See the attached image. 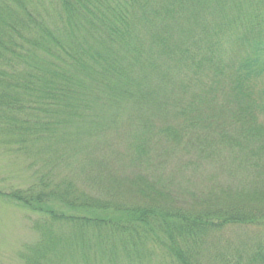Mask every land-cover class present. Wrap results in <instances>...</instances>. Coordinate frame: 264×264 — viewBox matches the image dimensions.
Returning <instances> with one entry per match:
<instances>
[{"label":"rangeland","instance_id":"obj_1","mask_svg":"<svg viewBox=\"0 0 264 264\" xmlns=\"http://www.w3.org/2000/svg\"><path fill=\"white\" fill-rule=\"evenodd\" d=\"M118 1L128 10L131 21L136 16H143L138 0ZM152 1L156 3L158 0ZM1 5L2 8L11 7L15 12L17 29L23 28L27 5L36 13L46 14L48 21L50 17L56 21L61 15H67L58 0H0ZM114 21L115 16L111 12L105 13V17L96 16L99 27L90 35L94 39H88L89 36L83 38L86 39L85 46L89 47L84 60L95 67V72L96 57L99 61L97 48L102 45L97 33L104 28L102 25ZM68 55L67 58L71 57ZM27 61L28 66L23 67L35 68L33 60ZM21 62L17 60L18 66L13 71L5 64L15 79L3 76L0 66V264L110 262L106 260L110 250L107 243L114 234L110 231L103 234L108 230L104 227L96 232V218H91L82 230L79 222L70 225L57 207L45 200L35 199L34 203L40 206L36 211L27 208L24 199L40 193L44 188L42 180L48 176L56 186L55 191L61 199L59 202L69 198L70 204L75 196L83 195L94 199L95 203L98 202L96 208L100 220H105L102 216L107 215L102 207L118 216L135 213L147 218L156 214L160 229L170 238L177 237L185 244L189 241V248L178 242L177 252L193 249L199 264H264V225L259 224L263 223L260 218L264 219V166L251 162L260 158L263 164L264 156L254 154L251 141L245 142L249 139L246 137L252 135L249 129L240 127L238 131L222 134L215 122L207 125L208 129L198 130L197 127H189L191 122L181 118L175 123L178 128L170 124L176 129L166 131L164 127L148 140L144 137H148V132L135 136V120L132 113L127 112L125 123L119 121V127L104 130L106 133L101 137L102 131L86 126L89 121L83 125L75 122L77 116L73 114L79 106L85 105L83 100L77 101L73 105L76 108L72 107V110L64 104L59 107L49 104V98H46L48 103L43 102L33 82L39 80L36 76L41 72H35L33 77L28 76L22 81L23 84L31 83L29 87L12 86L21 79L17 72ZM78 68L79 65H75L70 69L75 72L72 75L79 85L82 78L76 74ZM165 72L162 69L163 79L169 87L174 86L176 81L168 82ZM87 88L81 84L78 92L73 93L72 86V95L75 98L74 94ZM29 100L39 107L27 113L22 105ZM83 110L88 111L86 106ZM83 110L80 113L85 112ZM89 111H92L91 121L96 120L100 111L96 109L95 112L94 106ZM30 116L46 121V136L38 137L36 132L31 133L34 127H25L27 124L24 125L23 119ZM101 117L105 116L102 114ZM52 120H58L60 124L53 130L51 125L56 123L50 122ZM163 121L157 119V124L163 127ZM258 121L264 123V116H259ZM49 132H53L52 135ZM140 141L142 150L139 151L136 144ZM4 193H13L15 201L4 198ZM217 216L220 220H209ZM235 218L245 223L232 225L226 222L223 225ZM245 218L257 221L250 224ZM216 224L220 226H214ZM173 227L180 229L176 236L170 233ZM191 239H197V243H192ZM41 246H44L42 251ZM150 250L151 254L141 257L144 264H160L165 249L150 244ZM121 252L126 257L121 264H130L129 256ZM152 253L157 256H152ZM166 253L165 258L172 261L167 250Z\"/></svg>","mask_w":264,"mask_h":264},{"label":"trees","instance_id":"obj_2","mask_svg":"<svg viewBox=\"0 0 264 264\" xmlns=\"http://www.w3.org/2000/svg\"><path fill=\"white\" fill-rule=\"evenodd\" d=\"M58 2L67 15H61L60 19L57 17L56 21L51 17L48 21L46 14L36 13L27 5L26 20H22L21 29H17L18 21L11 7L0 6V60L3 61L0 66L3 76L14 78L7 71V66L15 70L17 60H22L17 71L21 79L12 86L29 87L31 83L23 84L22 81L28 76L33 77L35 72H41L36 76L39 80L33 82L43 102L48 103L46 98H49V104L56 107L64 104L72 110V107L76 108L73 105L77 101L83 100L85 105L79 106L73 114L77 116L75 122L83 125L89 121L86 126L102 131L101 137L106 133L104 130L119 127V121L125 123L127 112L132 113L135 120V136L148 132V137L144 136L148 140L159 129L178 128L176 121L184 118L185 122H191L189 127H197L198 130L208 129L207 125L215 122L222 134L238 131L240 127L247 128L252 135L246 137L248 140L244 137L245 142L251 141L254 154L264 156V127L260 128L264 123L258 121L259 116H264V0H158L156 3L138 0L143 16H136L132 21L128 10L118 0H114L113 5L111 0ZM2 10L5 11L1 13ZM108 12L114 14L115 21L102 25L104 28L97 33L102 45L97 48L100 62L96 57L95 72V67L84 60L89 47L85 46L86 39L83 38L89 36L88 39H94L90 35L99 27L96 16L105 17ZM66 54L71 57L67 58ZM28 59L33 60L35 68L23 67L28 66ZM75 65H79L76 74L84 79H80L79 85L72 75L75 72L70 69ZM162 69L166 70L168 82L176 81L174 86L169 87L165 82ZM81 84L88 88L74 94V98L71 88L74 87L73 93L78 92ZM85 106L88 111L83 110ZM93 106L100 114L91 121L92 111L89 110ZM38 107L32 100L22 105L27 113ZM82 110L85 112L80 113ZM102 114L105 117H101ZM157 119L165 120L163 127L157 124ZM23 120L26 128H35L31 133L36 132L38 137L46 136L45 120L37 116L24 117ZM54 121L56 125H51V130L60 125L58 120ZM50 133L52 135L53 132ZM261 143L262 146H258ZM136 147L142 150V142ZM251 162L264 166L260 158ZM50 179L48 176L42 180L44 188L40 193L24 199L27 208L36 211L40 206L34 203L35 199L45 200L56 206L70 225L79 222L82 230L91 218H96V232L104 227L108 230L102 231L103 234L109 231L114 234L112 242L107 243L110 248L106 257L110 262L107 264H121L126 259L121 250L129 256L130 264H144L141 257L151 254L152 251H148L150 244L165 249L160 264H199L193 249L177 252L178 242L180 245L185 243L177 237L170 238L160 229L156 214L147 218L135 213L118 216L102 207L107 215L102 216L105 220H100L96 208L98 202L83 195L70 200L71 205H77L75 207H71L69 198L61 203L56 186ZM2 196L16 199L13 193ZM209 220L220 219L217 216ZM239 220L229 219L223 225L226 222L232 225L245 223ZM246 220L250 224L257 221ZM263 220L260 218L263 223L259 224L264 225ZM174 228L170 233L176 236L180 229ZM191 240L197 243V239ZM188 243L184 245L187 248ZM43 249L41 246L40 250ZM83 249L85 252V247ZM166 250L172 261L165 258ZM152 256L157 254L152 253Z\"/></svg>","mask_w":264,"mask_h":264}]
</instances>
